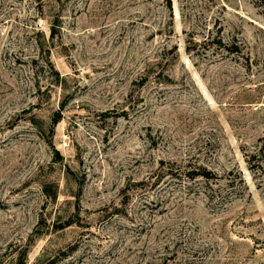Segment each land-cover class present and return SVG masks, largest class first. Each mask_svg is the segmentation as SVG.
<instances>
[{
	"label": "rangeland",
	"instance_id": "obj_1",
	"mask_svg": "<svg viewBox=\"0 0 264 264\" xmlns=\"http://www.w3.org/2000/svg\"><path fill=\"white\" fill-rule=\"evenodd\" d=\"M0 264H264V0H0Z\"/></svg>",
	"mask_w": 264,
	"mask_h": 264
},
{
	"label": "trees",
	"instance_id": "obj_2",
	"mask_svg": "<svg viewBox=\"0 0 264 264\" xmlns=\"http://www.w3.org/2000/svg\"><path fill=\"white\" fill-rule=\"evenodd\" d=\"M54 29V28H53ZM54 31L52 30V33H53ZM59 119H60V116H56L55 118H54V120H53V123H57L58 121H59ZM202 173H206L205 171L204 172H202ZM193 175V173H190V176H192Z\"/></svg>",
	"mask_w": 264,
	"mask_h": 264
}]
</instances>
